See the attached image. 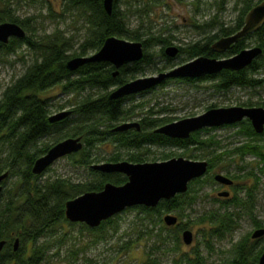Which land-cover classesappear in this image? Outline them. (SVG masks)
<instances>
[{
    "label": "trees",
    "instance_id": "trees-1",
    "mask_svg": "<svg viewBox=\"0 0 264 264\" xmlns=\"http://www.w3.org/2000/svg\"><path fill=\"white\" fill-rule=\"evenodd\" d=\"M21 1L0 0V23L15 22L25 30L24 38L13 37L7 44L0 42V56L2 53L15 52L23 45L33 52L31 62L24 72L4 87L0 94V174L8 172L3 184L8 179H12L9 189L6 192L2 190L0 195V241L5 240L0 252V264H43L49 249L47 238L56 235L58 226L76 223L70 222L65 217V203L84 192L100 191L107 182L119 185L127 180L123 174L103 173L92 168L93 163L100 160L96 149L103 141L114 145L113 152L103 158L111 162L120 160L144 162L146 160L144 154L150 152L151 147L184 150L190 148L206 150L207 147H211V150L205 154L208 155L207 160L211 167L220 162L224 156L234 153L240 157L247 154L260 156L264 166L262 150L264 143L261 141V138L264 139V132L257 133L248 120L236 124L240 126L236 134L243 136L245 140L230 151H223L221 150L223 146L212 137L200 139L201 132L196 131L188 139L183 140L156 133L154 131L156 127L171 122V118L166 116L167 106L146 109L144 103L128 102L134 96L119 99L109 97L115 86L136 78V75L145 69V64L154 66L158 63L156 60L159 57L168 62L171 60L164 50L173 44V40L177 37L167 33V26H153L150 18V13L155 11L154 8L159 0H136L138 3L134 6L128 0H113L110 14L105 10L103 0H61V15L69 12L77 15L84 22L86 30L84 38L78 43L74 52H70L73 45L63 32L38 35L32 25L34 16L26 18L17 16V4ZM123 1H126L127 6H123ZM257 2L260 1L235 0L232 9L236 15L230 23L218 14L203 20V23L198 24L193 21V25L201 29L205 35L178 45L180 51L177 56L186 53L190 58L200 55L217 57L218 54L211 48L212 43L217 38L234 34L241 29L245 15ZM134 7L140 17L135 26L131 25L129 20V13ZM148 16L149 18L146 19ZM203 16L204 14L199 17L204 19L206 16ZM112 36L141 41L144 46L143 58L138 62L123 65L116 76H113L115 67L108 62H89L74 71L67 68L66 62L69 59L87 56L89 51H98L105 40ZM252 45L260 46L262 53L249 66L237 71L222 70L215 76H205L197 81H213L216 91H228L233 87L264 90V24L223 55L238 53ZM158 46L161 48L156 53L151 51ZM157 67L158 71L168 68ZM55 86H61L63 93L72 95L74 101L68 104H53L42 96L47 89ZM67 105L71 106V115L54 122L49 120L51 114L55 112L53 109L61 110ZM243 105L253 106L252 103H243ZM256 105L264 107V98H260ZM136 108L142 110L138 120L140 130L136 128L121 132L112 130L117 122L129 120ZM213 129L215 128H206L205 131ZM78 136L83 141L82 149L65 157L74 164L88 168V177L80 180H73L67 176L43 179L47 170L39 175L32 172L34 161L45 154L52 145L64 138ZM50 138L52 142L47 140ZM172 154L165 153L163 156L167 158ZM236 177L240 178V176ZM199 181L200 179L192 181L185 193L177 194L168 200H161L156 207H132L141 214L140 219L148 221L150 226L145 227V235L155 238L153 249H158L162 245H166L171 250L180 248L182 232L189 226L183 220L186 216L185 210L196 201L198 188L193 187L195 185L193 183L197 184ZM253 197L251 190L244 197L236 194L231 201L223 203L218 209L206 212L197 222L208 221L212 227L210 236L219 239H224L238 228V221L242 215L248 216L256 228H262L264 223L257 220L252 212ZM229 205H233L237 212L230 210ZM171 212L177 214L175 216L178 217V223L172 227L162 226V214ZM118 215L103 221L95 228H90L84 223L82 226L96 234L102 232L106 225L112 224ZM157 222H160V228L156 227ZM63 235L57 241L58 244L63 243ZM16 238L19 239V245L14 251L13 243ZM250 238L252 232L235 242L223 264H258L259 256L264 250V244L259 246L258 242L263 241L264 236L260 237L263 240L251 241ZM128 243H125V250L129 248ZM206 245L213 249L209 241ZM203 258L198 250H194L192 258L182 254L179 258H175L172 264H203ZM142 264H160V262L151 253H147Z\"/></svg>",
    "mask_w": 264,
    "mask_h": 264
},
{
    "label": "rangeland",
    "instance_id": "rangeland-1",
    "mask_svg": "<svg viewBox=\"0 0 264 264\" xmlns=\"http://www.w3.org/2000/svg\"><path fill=\"white\" fill-rule=\"evenodd\" d=\"M128 1L129 3H133V6L138 3L136 0ZM234 1L159 0L157 6L154 8L155 11L150 13V18L154 24L153 26L168 27L167 33H172L177 37V39L173 40V44L169 46L178 47V45L194 41L205 35L201 29L193 25V21L198 24L203 23V20H208L215 14H218L223 20L230 23L236 15V12L232 9ZM60 3L61 0H34L33 2L22 0L17 4L16 14L20 18L34 16L32 25L35 27V33L38 35L44 36L56 31L63 32L64 36L69 38L73 45L70 52H74L78 47V43L84 38L86 31L84 22L77 15L69 12L61 15ZM123 6H127L126 1ZM138 13L135 12V7L129 13V20L133 26L138 24L140 18L138 17ZM203 14L206 17L201 19L199 16ZM160 48L161 46H158L151 51L156 53ZM94 52L89 51L86 55H92ZM32 57L33 52L26 45L18 48L15 52L9 54L2 53L0 56V94L4 87L24 72ZM190 59L192 58L186 53H181L179 56L171 58L169 62L159 57L156 60L158 65L145 64V69L137 74L136 78L157 74L160 72L157 70V66H167L169 70ZM213 84L214 82L211 80L184 81L176 79L167 84H161L147 94L134 96L128 102L131 104L144 103L146 109L149 107L156 109L167 106L168 111L166 116L171 118L172 122L185 117L199 115L212 107L244 106L243 103H252L253 106H258L256 103L259 102L260 98H264V90L261 88L233 87L228 91H216ZM42 96L48 98L53 104H68V102L74 101L72 95L63 93L61 86L47 89ZM63 110H71V106L67 105L64 109L57 111L53 109L55 112L51 115ZM141 113L142 110L136 108L135 113L131 114L132 117L129 120L117 122L116 126L124 122H139V115ZM239 127L236 125L204 131L199 134V138L206 139L212 137L223 146L221 150L230 151L234 146L239 145L245 140L243 136L236 134ZM47 140L52 142L51 138ZM261 141L264 143V139L261 138ZM113 150V143L108 141L99 143L96 151L100 156V160L93 164L106 162L103 158L111 154ZM149 150L150 152L144 154L146 158L144 161H161L178 156L192 160H207L208 155L205 154L211 150V147H207L206 150L151 147ZM262 150L264 153V148ZM165 153L173 154L165 158L163 156ZM239 167H242V169ZM212 168V172L216 171L223 175L231 176L234 179L236 190L233 189L232 191L233 197L236 194L242 197L247 196L248 191L251 190L252 195H254L252 212L256 215L257 220L264 223V166L260 161V156L247 154L240 157L234 153L230 156H224ZM212 172L193 185V187L198 188L196 201L191 206L186 207L185 210L186 216L183 220L188 223V229L193 233L191 244H185L182 240L178 250L168 249L166 245L153 249L152 246L155 244V238L145 235V227L150 226L147 223L148 221L140 219L141 214L138 213V210L129 208L116 216L114 222L106 225L102 232H96V234L84 228L82 223H75L74 225L65 223L62 226H58L56 235L47 238L49 249L45 254L46 257L43 264H142L147 253H151L160 264H172L173 260L179 258L182 254H186L187 257L192 258L194 250H198L204 257L203 264H223L229 257L228 252L233 244L251 234L257 228L248 216L242 215L238 221V228L224 239H219L210 236L212 227L208 221L197 222L206 212L222 206L216 198L218 197V192L214 184L215 182L212 181ZM56 176H67L73 180H80L88 177L89 173L88 168L72 163L67 157H62L47 169L43 175V179L48 177L54 178ZM236 176H240V178ZM11 180L8 179L3 184V191L6 192L12 185ZM238 187L240 188L238 189ZM229 208L237 212V209H234L233 205H229ZM167 214H162L161 225L172 227L167 226L164 222V216ZM171 214L177 215L175 212H171ZM156 227L160 228V222H157ZM64 232L65 235H63ZM61 235L64 237L63 243L58 244L57 241L61 238ZM259 239L263 240V238H250L251 241ZM208 241L213 247L212 250L206 245ZM126 242H129V248L125 250L124 246ZM261 244H264V240L258 242L259 246Z\"/></svg>",
    "mask_w": 264,
    "mask_h": 264
},
{
    "label": "water",
    "instance_id": "water-1",
    "mask_svg": "<svg viewBox=\"0 0 264 264\" xmlns=\"http://www.w3.org/2000/svg\"><path fill=\"white\" fill-rule=\"evenodd\" d=\"M103 5L108 14L112 12L113 0H103ZM264 24V0L254 5L245 15L244 24L234 34L217 39L211 48L218 53L225 52L234 47L248 34L257 31ZM24 38L25 30L15 22L0 23V42L7 44L11 38ZM168 57L174 58L179 52L176 46H168L164 50ZM262 53L260 46H251L240 50L229 57H209L200 55L185 63H181L167 71L157 74L134 78L113 89L109 97L119 99L151 90L161 85L167 79H197L209 75H216L222 70L237 71L249 66L252 61ZM144 56V46L141 41H132L116 36L105 40L102 47L88 56H76L66 62L69 70H77L89 62H108L115 67L113 76L119 73V68L126 64L138 62ZM71 110H63L50 116L51 122L61 120L71 115ZM248 119L257 133L264 130V107L261 106H229L212 107L195 116L185 117L168 122L154 129L156 133L164 134L171 138L188 139L192 133L204 128L219 127L235 124ZM136 128L140 130L139 122H124L112 130L121 132ZM83 141L80 136L64 138L52 145L45 154L38 157L33 165L34 174H42L56 160L69 154L80 151ZM207 160H192L183 156L172 157L161 161L131 162L120 160L106 161L93 164L92 168L103 173H120L126 176L123 184L107 182L100 191L84 192L65 203V217L70 222L84 223L90 228H95L101 223L128 208L135 206L156 207L164 199H171L177 194L188 190L189 182L203 177L208 171ZM8 172L0 174V195L2 182ZM216 182L230 185L232 180L223 175L214 176ZM227 195V192L221 193ZM167 226L178 222V217L168 213L164 216ZM264 236V228L252 232V238ZM185 244H191L193 233L190 229L182 232ZM5 245V240L0 241V252ZM19 239L13 243L14 251L17 250ZM258 264H264V250L258 259Z\"/></svg>",
    "mask_w": 264,
    "mask_h": 264
},
{
    "label": "flooded vegetation",
    "instance_id": "flooded-vegetation-1",
    "mask_svg": "<svg viewBox=\"0 0 264 264\" xmlns=\"http://www.w3.org/2000/svg\"><path fill=\"white\" fill-rule=\"evenodd\" d=\"M232 35V34H231ZM229 36V35H228ZM223 37V36H222ZM214 43V42H213ZM212 43V44H213ZM214 50V49H213ZM231 50V49H230ZM180 51V50H179ZM215 51V50H214ZM227 51H229V50H227ZM227 51H225V52H227ZM216 52V51H215ZM225 52H222V53H218V52H216L217 54H218V56H217V58H222V57H229V56H231V55H234V54H236V53H234V54H227V55H223ZM165 70H168V69H165ZM217 75V74H216ZM215 76V75H214ZM201 78H205V77H201ZM198 79H200V78H197V79H188V78H185V79H180V80H184V81H197ZM172 80H176V79H167V80H165L162 84H167V83H169V82H171ZM160 86V85H159ZM116 87H118V86H115V88ZM158 87V86H157ZM114 88V89H115ZM156 88V87H155ZM154 89V88H153ZM153 89H151V90H148V91H143V92H140V93H137V94H134V95H129V96H126V97H133V96H137V95H141V94H147V93H149V92H151ZM249 107V106H248ZM245 120H248V119H244V120H242V121H240V122H238V123H235V124H227V125H222V126H219V127H230V126H234V125H236V124H239V123H242V122H245ZM248 122L251 124V122L248 120ZM239 126V125H238ZM251 126H252V124H251ZM219 127H210V128H219ZM252 128H253V126H252ZM133 129H135V128H132V129H128V130H133ZM205 129L206 128H204V129H202V130H199V131H197V133H199V132H204L205 131ZM254 129V128H253ZM128 130H125V131H128ZM210 131V130H209ZM263 132H264V130H263ZM262 132V133H263ZM193 134V133H192ZM191 134V135H192ZM181 140H183V139H181ZM208 163H209V165H208V171H207V173H206V175L208 174V173H210V172H212V167H211V164H210V162L208 161ZM213 173V175H212V181H214L215 183V185H216V189H217V192H218V197H216L217 198V201H218V203H220V204H223V203H226V202H229V201H231L232 199H233V189H235L236 190V187H235V181H234V179L231 177V176H227V177H229L231 180H232V184H230V185H225V184H221V183H219V182H216V180L214 179V176L216 175V174H222V173H218V172H212ZM205 175V176H206ZM226 176V175H225ZM204 177V176H203ZM203 177H200V178H197V179H203ZM197 179H194V180H192V181H195V180H197ZM192 181L191 182H189V185H188V188L190 187V185L192 184ZM198 183V182H197ZM193 184H196L195 182L193 183ZM2 186H3V183H2ZM3 189H4V186H3ZM2 189V190H3ZM223 192H227L228 194L227 195H222L221 193H223ZM178 223V222H177ZM176 223V224H177ZM175 224V225H176ZM175 225H173V226H175ZM258 229V228H257ZM256 230V229H255Z\"/></svg>",
    "mask_w": 264,
    "mask_h": 264
},
{
    "label": "bare ground",
    "instance_id": "bare-ground-1",
    "mask_svg": "<svg viewBox=\"0 0 264 264\" xmlns=\"http://www.w3.org/2000/svg\"><path fill=\"white\" fill-rule=\"evenodd\" d=\"M193 59V58H192ZM191 60V59H190Z\"/></svg>",
    "mask_w": 264,
    "mask_h": 264
}]
</instances>
